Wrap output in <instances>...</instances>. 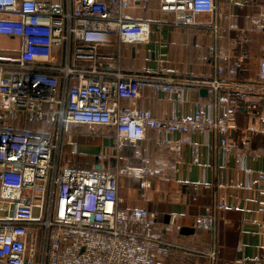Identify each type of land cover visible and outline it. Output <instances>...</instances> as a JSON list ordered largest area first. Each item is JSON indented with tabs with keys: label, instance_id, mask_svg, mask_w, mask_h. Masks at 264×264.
<instances>
[{
	"label": "built area",
	"instance_id": "2783aa9c",
	"mask_svg": "<svg viewBox=\"0 0 264 264\" xmlns=\"http://www.w3.org/2000/svg\"><path fill=\"white\" fill-rule=\"evenodd\" d=\"M131 1L0 0V35L19 42L16 59L0 58V264H159L181 247L155 229L154 211L120 205V176L150 186L145 159L137 154L135 164L122 152L124 142L143 139L149 128L182 133L193 149L191 134L200 132L209 147L234 152L237 162L248 155L227 138L238 107L231 92L242 85L217 45L218 0H158L157 26L210 16L213 71L203 78L121 67V44L145 43L152 28L127 16ZM258 81L264 87V51ZM143 82L177 100L190 88H206L210 97H197L191 117L155 116L130 104ZM74 125L113 130L111 150L96 153L89 166L67 164V147L76 150ZM224 208L206 205L195 224L214 232ZM170 221L176 224L177 215Z\"/></svg>",
	"mask_w": 264,
	"mask_h": 264
},
{
	"label": "crops",
	"instance_id": "0c3cea01",
	"mask_svg": "<svg viewBox=\"0 0 264 264\" xmlns=\"http://www.w3.org/2000/svg\"><path fill=\"white\" fill-rule=\"evenodd\" d=\"M218 5L217 45L226 55L222 62L224 67L234 66L233 78L242 85V90L231 92V100H237L238 107L227 138L234 147L246 149L248 155L237 162L234 152L209 147L200 132L190 137L195 149L191 143L182 142L186 136L182 133L151 128L143 139L124 142L122 152L135 164L140 163L137 154L145 159L150 186L141 188L137 178L120 176V205L154 211L155 229L181 245L172 247L159 264H264V87L258 81V61L264 51V0H218ZM126 13L130 19L152 22V28L145 43L121 44L123 69L178 77L211 75L209 15H200L203 23L157 26L158 0H132ZM18 54V39L0 35V58L16 59ZM200 89L190 88L177 100L176 95L168 97L155 90L152 82H143L140 96L130 104L155 116L174 111L188 118L196 111L198 96L203 100L210 97L207 90L201 93ZM220 96L226 99L227 93L222 91ZM73 128L76 150L71 146L66 149L73 157L69 163L76 164L73 166L92 165L96 153L111 150L113 130L102 126ZM210 140L214 141L212 137ZM256 150L260 152L252 158ZM217 202L224 203L225 208L217 212L216 230L198 227L195 217L206 205ZM4 213L0 210V216ZM172 214L177 215L176 224L170 221Z\"/></svg>",
	"mask_w": 264,
	"mask_h": 264
},
{
	"label": "rangeland",
	"instance_id": "374dc122",
	"mask_svg": "<svg viewBox=\"0 0 264 264\" xmlns=\"http://www.w3.org/2000/svg\"><path fill=\"white\" fill-rule=\"evenodd\" d=\"M70 158H73V157H71L70 155H68V153H66V155L64 156V159H65V161H66V163L67 164H69V165H72L71 163H69L70 161ZM75 159H76V156H75ZM73 165H76V164H73Z\"/></svg>",
	"mask_w": 264,
	"mask_h": 264
},
{
	"label": "water",
	"instance_id": "95a60500",
	"mask_svg": "<svg viewBox=\"0 0 264 264\" xmlns=\"http://www.w3.org/2000/svg\"><path fill=\"white\" fill-rule=\"evenodd\" d=\"M200 92H201V93H206V88H201V89H200Z\"/></svg>",
	"mask_w": 264,
	"mask_h": 264
}]
</instances>
